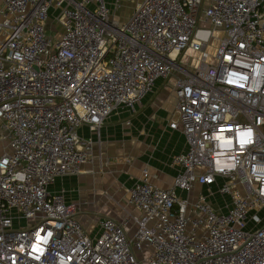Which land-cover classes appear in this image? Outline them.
Wrapping results in <instances>:
<instances>
[{
	"label": "built area",
	"instance_id": "obj_1",
	"mask_svg": "<svg viewBox=\"0 0 264 264\" xmlns=\"http://www.w3.org/2000/svg\"><path fill=\"white\" fill-rule=\"evenodd\" d=\"M173 71L187 148L172 183L143 170L91 235L49 189L92 160L77 130L98 136ZM0 140V264H264V0H2Z\"/></svg>",
	"mask_w": 264,
	"mask_h": 264
},
{
	"label": "crops",
	"instance_id": "obj_2",
	"mask_svg": "<svg viewBox=\"0 0 264 264\" xmlns=\"http://www.w3.org/2000/svg\"><path fill=\"white\" fill-rule=\"evenodd\" d=\"M165 82L158 80L133 111L123 107L112 111L98 136L86 125L80 126L78 135L92 140V160L82 166L79 174L60 176L49 187L76 205L77 218L91 235L98 233L99 219L93 222L82 213L93 204H108L107 210L112 212L107 216L123 218L128 208L127 189L141 179L143 170H147L150 182L156 186L169 187L172 183L177 168L171 165V158L184 152L187 142L179 130L168 125L178 117L177 98L174 89L160 88ZM195 189L206 193L205 186L197 185Z\"/></svg>",
	"mask_w": 264,
	"mask_h": 264
},
{
	"label": "rangeland",
	"instance_id": "obj_3",
	"mask_svg": "<svg viewBox=\"0 0 264 264\" xmlns=\"http://www.w3.org/2000/svg\"><path fill=\"white\" fill-rule=\"evenodd\" d=\"M125 1V0H122ZM128 3H124L123 8L119 10H113L111 8V15L116 16L118 20H125L129 14L130 7L127 5ZM51 20H49L50 24ZM219 34L217 32H214L210 40L207 42L206 46L204 47L205 51L208 54L207 62H213L215 48L217 46ZM199 57H200V51L192 50L190 47H186L182 50V52L179 55L178 58V64L186 67L190 70H195L199 65ZM182 73H178V71H173V74L170 75L168 79H166L165 84H163L160 88H163L165 91H171L174 89V85L176 80L181 77ZM177 114L174 113V117H176ZM6 144L0 140V154L5 150ZM120 206H123L120 204ZM108 204H101L100 206H97L96 204H93L92 207L88 208L85 213H82V216L87 217L88 219H91V221L96 222L98 219L102 218L103 216L110 215L112 210H107ZM113 209V207H112ZM107 210V211H106ZM81 215V213H80ZM99 221V220H98Z\"/></svg>",
	"mask_w": 264,
	"mask_h": 264
}]
</instances>
